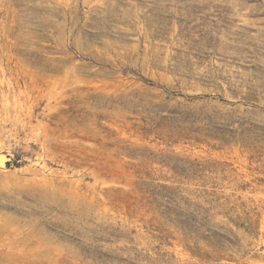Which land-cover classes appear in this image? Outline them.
<instances>
[{"label":"rangeland","instance_id":"obj_1","mask_svg":"<svg viewBox=\"0 0 264 264\" xmlns=\"http://www.w3.org/2000/svg\"><path fill=\"white\" fill-rule=\"evenodd\" d=\"M0 264H264V0H0Z\"/></svg>","mask_w":264,"mask_h":264},{"label":"water","instance_id":"obj_2","mask_svg":"<svg viewBox=\"0 0 264 264\" xmlns=\"http://www.w3.org/2000/svg\"><path fill=\"white\" fill-rule=\"evenodd\" d=\"M4 165H5L4 161L3 160H0V166L1 167H4Z\"/></svg>","mask_w":264,"mask_h":264}]
</instances>
